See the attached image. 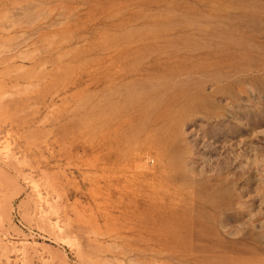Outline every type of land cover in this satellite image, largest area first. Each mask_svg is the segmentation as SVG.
I'll return each instance as SVG.
<instances>
[{
	"label": "rangeland",
	"instance_id": "rangeland-1",
	"mask_svg": "<svg viewBox=\"0 0 264 264\" xmlns=\"http://www.w3.org/2000/svg\"><path fill=\"white\" fill-rule=\"evenodd\" d=\"M0 264H264V0H0Z\"/></svg>",
	"mask_w": 264,
	"mask_h": 264
},
{
	"label": "bare ground",
	"instance_id": "bare-ground-1",
	"mask_svg": "<svg viewBox=\"0 0 264 264\" xmlns=\"http://www.w3.org/2000/svg\"><path fill=\"white\" fill-rule=\"evenodd\" d=\"M257 31V30H256ZM241 46V45H240ZM234 49V48H233ZM230 50V49H229ZM232 50V49H231ZM236 50V49H235ZM257 51V50H256ZM250 52H252V50L250 51ZM249 52V53H250ZM259 52H261V51H259ZM253 53V52H252ZM255 53V52H254ZM228 55V54H227ZM259 55V54H258ZM238 56V55H237ZM225 57V56H224ZM242 57V56H241ZM218 58H220V57H218ZM237 61V60H236ZM263 61V60H262ZM246 65H248V64H246ZM234 66V65H233ZM233 68V67H232ZM246 71V70H245ZM220 77V76H219Z\"/></svg>",
	"mask_w": 264,
	"mask_h": 264
}]
</instances>
